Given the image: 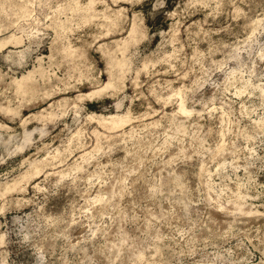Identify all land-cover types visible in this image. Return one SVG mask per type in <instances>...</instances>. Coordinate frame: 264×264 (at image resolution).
<instances>
[{
	"label": "rangeland",
	"instance_id": "rangeland-1",
	"mask_svg": "<svg viewBox=\"0 0 264 264\" xmlns=\"http://www.w3.org/2000/svg\"><path fill=\"white\" fill-rule=\"evenodd\" d=\"M0 264H264V0H0Z\"/></svg>",
	"mask_w": 264,
	"mask_h": 264
},
{
	"label": "bare ground",
	"instance_id": "bare-ground-1",
	"mask_svg": "<svg viewBox=\"0 0 264 264\" xmlns=\"http://www.w3.org/2000/svg\"><path fill=\"white\" fill-rule=\"evenodd\" d=\"M38 71V70H37ZM33 72V71H32ZM32 72L30 71V73L27 75V76H25V77H23V80H27V79H29L31 76H32ZM22 82V81H21ZM25 83V82H24Z\"/></svg>",
	"mask_w": 264,
	"mask_h": 264
}]
</instances>
